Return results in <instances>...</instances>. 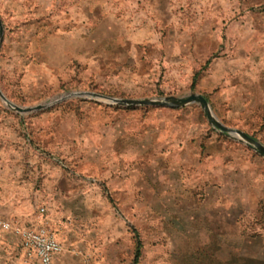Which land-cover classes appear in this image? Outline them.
<instances>
[{
	"label": "rangeland",
	"instance_id": "obj_1",
	"mask_svg": "<svg viewBox=\"0 0 264 264\" xmlns=\"http://www.w3.org/2000/svg\"><path fill=\"white\" fill-rule=\"evenodd\" d=\"M0 22V91L17 106L69 91L195 93L222 125L264 147V0H0ZM122 149L129 251L139 232L142 264L264 259V156L219 132L197 102L69 97L18 112L0 100V165L22 187L105 182L115 175L111 150ZM89 164L97 169L83 172Z\"/></svg>",
	"mask_w": 264,
	"mask_h": 264
},
{
	"label": "crops",
	"instance_id": "obj_2",
	"mask_svg": "<svg viewBox=\"0 0 264 264\" xmlns=\"http://www.w3.org/2000/svg\"><path fill=\"white\" fill-rule=\"evenodd\" d=\"M133 29L129 24V48L138 38ZM110 158L115 160L108 166V171L115 174L111 179L46 182L40 193L31 184L22 187L0 165V216L18 227L48 230L67 248L48 264H129V252L132 264H142L145 258L150 261L144 257L146 245L139 232L130 235L129 251V152L111 150ZM89 165L83 172L97 169ZM175 233L171 230L170 237ZM177 251L173 247L171 254ZM173 256H169V263L175 261ZM0 264L40 263L34 258L25 261L18 235L0 229Z\"/></svg>",
	"mask_w": 264,
	"mask_h": 264
},
{
	"label": "water",
	"instance_id": "obj_3",
	"mask_svg": "<svg viewBox=\"0 0 264 264\" xmlns=\"http://www.w3.org/2000/svg\"><path fill=\"white\" fill-rule=\"evenodd\" d=\"M1 32H2V26L0 22V36H1ZM69 97L94 98V99L102 100L107 103H114L122 106L151 105V106L178 107L186 103L197 102L199 106L203 109L208 122L214 127H216L219 130V132L223 133L229 138L245 141L247 144L251 145V147L254 148L258 152V154L264 156V147L259 142L251 138L246 133L235 128L226 127L222 125L218 120H216L213 114H211L212 112L210 111L206 99L200 94L189 93L185 96H180V97L166 95L161 97L135 99V98H116L91 91H69L43 104H36L34 106L26 107V106H17L13 104L0 91V100L3 102V104L9 108L15 109L18 112H28L31 110H36Z\"/></svg>",
	"mask_w": 264,
	"mask_h": 264
},
{
	"label": "built area",
	"instance_id": "obj_4",
	"mask_svg": "<svg viewBox=\"0 0 264 264\" xmlns=\"http://www.w3.org/2000/svg\"><path fill=\"white\" fill-rule=\"evenodd\" d=\"M0 229L12 230L18 235L25 261L34 258L40 264H48L55 254L67 249L50 231L43 228L18 227L0 216Z\"/></svg>",
	"mask_w": 264,
	"mask_h": 264
},
{
	"label": "trees",
	"instance_id": "obj_5",
	"mask_svg": "<svg viewBox=\"0 0 264 264\" xmlns=\"http://www.w3.org/2000/svg\"><path fill=\"white\" fill-rule=\"evenodd\" d=\"M229 264H264V259L236 254L234 258L230 259Z\"/></svg>",
	"mask_w": 264,
	"mask_h": 264
},
{
	"label": "bare ground",
	"instance_id": "obj_6",
	"mask_svg": "<svg viewBox=\"0 0 264 264\" xmlns=\"http://www.w3.org/2000/svg\"><path fill=\"white\" fill-rule=\"evenodd\" d=\"M212 114V113H211Z\"/></svg>",
	"mask_w": 264,
	"mask_h": 264
}]
</instances>
